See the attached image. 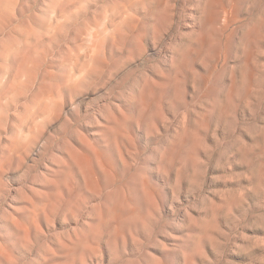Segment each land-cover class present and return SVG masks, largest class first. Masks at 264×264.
<instances>
[{"label": "rangeland", "instance_id": "1", "mask_svg": "<svg viewBox=\"0 0 264 264\" xmlns=\"http://www.w3.org/2000/svg\"><path fill=\"white\" fill-rule=\"evenodd\" d=\"M0 264H264V0H0Z\"/></svg>", "mask_w": 264, "mask_h": 264}]
</instances>
